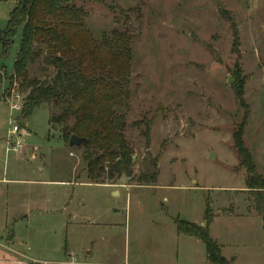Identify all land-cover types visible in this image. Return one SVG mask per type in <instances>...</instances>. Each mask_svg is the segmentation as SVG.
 Wrapping results in <instances>:
<instances>
[{
	"label": "rangeland",
	"instance_id": "obj_1",
	"mask_svg": "<svg viewBox=\"0 0 264 264\" xmlns=\"http://www.w3.org/2000/svg\"><path fill=\"white\" fill-rule=\"evenodd\" d=\"M16 6L17 0H0V35ZM78 6L87 13L85 27L98 42L124 29L120 11L130 17V96L119 114L127 122L124 137L134 151V164L122 177L115 176L117 187L90 184L84 149L70 148L50 126V108L36 109L28 124L21 125V112L12 109L22 104L14 97L20 95V85L10 79L21 42L19 29L7 50L0 42V139L11 137L13 121L24 135L23 150L11 153L8 162L18 156L30 170L33 196L42 208L23 221L24 228L46 238L55 259L62 260L66 249L81 258L92 250V240L94 252L100 248L98 237L105 234L98 235L87 223L100 215V221L122 226L121 235L129 228L130 256L144 247L150 254L146 261H151L160 246L150 226L168 219L172 228L178 221L207 224L208 206L209 233L222 253L223 209L232 210V204L244 213L248 208L240 192L245 171L239 167L236 135L244 133V145L264 177V0H86ZM41 67V62L34 64L30 77H44ZM148 124L149 143L143 135ZM151 163L158 166L157 184L138 186V178L152 170ZM74 215L86 224H71ZM228 222L234 232H242L236 221ZM261 242L260 249L246 246L241 251L243 262L264 264L263 237ZM124 246L122 238L117 249ZM171 249L174 257L184 254L182 243L172 241ZM108 252L90 261L107 259Z\"/></svg>",
	"mask_w": 264,
	"mask_h": 264
},
{
	"label": "trees",
	"instance_id": "obj_2",
	"mask_svg": "<svg viewBox=\"0 0 264 264\" xmlns=\"http://www.w3.org/2000/svg\"><path fill=\"white\" fill-rule=\"evenodd\" d=\"M85 1L17 0L0 42L7 50L22 28L14 75L10 78L20 85L22 120L28 121L36 109L50 108L49 124L67 144L72 135L87 140L82 149L88 181L103 185L106 181L115 183V176L122 177L134 164V151L124 137L127 122L119 114L130 96L134 33L130 17L120 11L124 29L96 41L85 27L87 13L78 6V2ZM38 62L45 76L30 77V68ZM143 135L149 143L150 124ZM244 143V133L234 137L251 208L261 217L264 230V177L257 173L253 155ZM151 167L149 173L138 178V186L157 184V163ZM205 220L208 225L212 221L208 206ZM176 225L180 233L204 244L209 263L230 264L211 238L208 227L184 221Z\"/></svg>",
	"mask_w": 264,
	"mask_h": 264
},
{
	"label": "crops",
	"instance_id": "obj_3",
	"mask_svg": "<svg viewBox=\"0 0 264 264\" xmlns=\"http://www.w3.org/2000/svg\"><path fill=\"white\" fill-rule=\"evenodd\" d=\"M22 122L27 123V121L21 120ZM9 137L0 139V264H211L207 260L204 244L193 237L180 233L175 224L172 228V225L168 224L169 219L165 220L163 225L154 224L150 226L151 232L159 239L160 246V249L151 253V261H146L150 254L145 251L144 247L136 256H130L127 245L130 235L129 228L125 226L124 233L121 235L122 226L114 221L113 223H104L100 221V215H97L98 219L93 220V223L87 222L96 229L98 235L105 234V236L98 237L97 247L100 248L97 249L96 253L93 246L95 241L92 240L90 244V247H93L92 250L84 251L81 258L75 252L66 249L62 260L55 259L50 254V250L47 249L49 246L47 239L39 237L36 231L31 230L32 232H30L28 228H24L23 221L28 220L33 212L42 208L36 205V198L33 196L30 170L21 165L18 156H15L12 164L8 162V156L14 153L10 151L12 139ZM40 171H43V168ZM103 185L118 186L114 182ZM129 187L131 186L126 188ZM240 192L248 202L247 210L241 213L239 210L236 211L232 204H229V207L233 208L232 210H229L230 208L223 209L225 218L223 223H225L226 232L223 234L222 254L230 264H250L249 261L247 263L242 261L241 251L246 246H254L260 249L261 239L264 238L262 219L251 208L250 195L246 190V185ZM73 220H75V222H71L73 225L86 224V219H79L77 215L73 216ZM232 220L237 223H235L237 225L235 228H242V232L233 231L234 228L228 222ZM195 225L197 224L195 223ZM197 226L206 228L209 225L202 220ZM122 238L125 242V246L122 248L125 249L118 250L117 246L120 245ZM172 241L178 244L182 243L184 250L182 256L180 254L176 257L172 255ZM102 245L107 246L108 249ZM105 250L109 251L107 259L101 258L97 261H90L95 255L100 257L101 251L105 252Z\"/></svg>",
	"mask_w": 264,
	"mask_h": 264
},
{
	"label": "built area",
	"instance_id": "obj_4",
	"mask_svg": "<svg viewBox=\"0 0 264 264\" xmlns=\"http://www.w3.org/2000/svg\"><path fill=\"white\" fill-rule=\"evenodd\" d=\"M20 95L16 93V94H14V97L17 99H21L22 104L21 105H14V106H12V109L22 113L23 97ZM13 123L15 124V126L13 127V130L10 132V135L12 137V141H11L12 144H11L10 151L18 154L23 150V147H24V138H23L24 135L21 133V129H20L19 125L17 124V122L13 121ZM13 138L16 140L15 142H13ZM71 264H73V263H71Z\"/></svg>",
	"mask_w": 264,
	"mask_h": 264
},
{
	"label": "water",
	"instance_id": "obj_5",
	"mask_svg": "<svg viewBox=\"0 0 264 264\" xmlns=\"http://www.w3.org/2000/svg\"><path fill=\"white\" fill-rule=\"evenodd\" d=\"M231 82V80H229ZM229 82V83H230ZM27 123L26 122H22L21 125L25 126ZM87 140L83 139V138H79L76 135H72L69 139V147L70 148H80L81 146H83L84 144H86ZM215 158V155L213 153H211L210 155V160H213ZM118 164L121 165L122 161L118 160Z\"/></svg>",
	"mask_w": 264,
	"mask_h": 264
}]
</instances>
